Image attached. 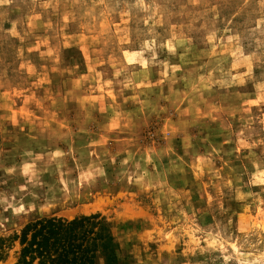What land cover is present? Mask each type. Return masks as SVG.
<instances>
[{
    "label": "rangeland",
    "instance_id": "1",
    "mask_svg": "<svg viewBox=\"0 0 264 264\" xmlns=\"http://www.w3.org/2000/svg\"><path fill=\"white\" fill-rule=\"evenodd\" d=\"M93 214L124 264H264V0H0V264Z\"/></svg>",
    "mask_w": 264,
    "mask_h": 264
},
{
    "label": "trees",
    "instance_id": "2",
    "mask_svg": "<svg viewBox=\"0 0 264 264\" xmlns=\"http://www.w3.org/2000/svg\"><path fill=\"white\" fill-rule=\"evenodd\" d=\"M112 224L100 214L73 219L42 218L16 236V264H124Z\"/></svg>",
    "mask_w": 264,
    "mask_h": 264
}]
</instances>
